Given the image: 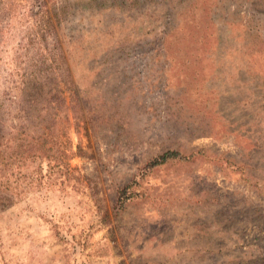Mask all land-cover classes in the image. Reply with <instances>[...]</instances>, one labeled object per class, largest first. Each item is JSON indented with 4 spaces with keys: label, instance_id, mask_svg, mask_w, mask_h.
<instances>
[{
    "label": "rangeland",
    "instance_id": "obj_1",
    "mask_svg": "<svg viewBox=\"0 0 264 264\" xmlns=\"http://www.w3.org/2000/svg\"><path fill=\"white\" fill-rule=\"evenodd\" d=\"M0 39V92L37 64L84 114L68 172L0 169V264H264V0H3Z\"/></svg>",
    "mask_w": 264,
    "mask_h": 264
},
{
    "label": "trees",
    "instance_id": "obj_2",
    "mask_svg": "<svg viewBox=\"0 0 264 264\" xmlns=\"http://www.w3.org/2000/svg\"><path fill=\"white\" fill-rule=\"evenodd\" d=\"M2 2L0 0V4ZM4 9L7 14L11 13L8 4L4 5ZM43 27L45 25L42 22L39 27L41 32L49 30ZM40 60L44 61L42 55H39ZM45 72V67L37 64L29 70L25 67L17 68L8 72L7 78L9 81L16 78L18 82H11L7 89L0 92V169L6 178L10 176L7 184L12 183L15 169L17 180L25 177L32 179L31 184L41 186L44 165L49 166L52 172L56 169L61 173L68 172V161L83 155L80 146L74 149L69 136L70 125L78 129L79 121L83 119L81 100L76 94L67 101L64 90L55 89L46 81L48 76H43ZM14 112L19 121L17 126L15 123L8 124L9 116ZM69 112L72 114V122ZM178 158L182 157L177 151L159 154L141 168L140 175L144 176L152 169ZM7 169L10 173H6ZM132 186L127 184L119 189L118 203L121 206L135 196Z\"/></svg>",
    "mask_w": 264,
    "mask_h": 264
}]
</instances>
